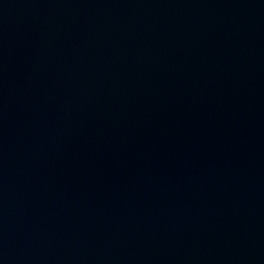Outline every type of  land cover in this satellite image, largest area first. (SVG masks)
<instances>
[{
	"label": "water",
	"instance_id": "1",
	"mask_svg": "<svg viewBox=\"0 0 264 264\" xmlns=\"http://www.w3.org/2000/svg\"><path fill=\"white\" fill-rule=\"evenodd\" d=\"M0 264H264V0H0Z\"/></svg>",
	"mask_w": 264,
	"mask_h": 264
}]
</instances>
